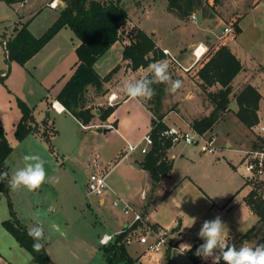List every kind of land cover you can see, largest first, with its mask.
<instances>
[{
    "label": "rangeland",
    "instance_id": "1",
    "mask_svg": "<svg viewBox=\"0 0 264 264\" xmlns=\"http://www.w3.org/2000/svg\"><path fill=\"white\" fill-rule=\"evenodd\" d=\"M40 1L42 0H27L25 6H22L18 4L20 0H14L13 2H17L18 5L12 7L11 1L0 0V35L3 36L1 40L13 35L14 28L21 25V14H27L30 10H34L33 8L42 6ZM144 2H153V0H121V4L131 14V18L129 17L123 29L122 38L127 40L128 37L131 41L139 30H143L137 24H133L138 18L137 21L140 20L143 28L151 32L157 31L156 40H162L166 44L171 43V48H160L166 55V59L171 58L180 67V70H177L169 64L168 71L172 80L183 81V87L173 94L169 91L170 85L167 84L161 111L166 117H163V121L165 119L168 125H176L187 130L188 125H194L196 120L209 115L214 107L207 93L200 86L194 72L195 68L187 71L181 66L190 67L193 64H189L179 51V47H185V51L189 50L185 38L190 37L192 30L187 27V32L181 37L183 42L177 43L178 33L170 35L167 34V30L179 22L168 13L165 4L152 3L149 8H153L148 13H141L143 11L139 3L144 6ZM196 12L198 24H205L204 27L212 26L215 33L222 36L221 41L214 45L207 40L209 36L203 37L210 46L209 49L221 42L228 43L227 45L233 44L244 68L233 84L235 93L230 98L229 109L221 112L220 119L213 130L206 132L207 136L215 138L217 151L214 154L202 153L199 146L187 143H179L174 149L177 158L172 178L163 181V189L157 192V206L151 211V217L162 224L161 228L166 229L169 243L156 254L145 252L144 244H139L140 248L135 247V250H132L134 247L132 245L131 252L140 255L142 264H195L188 256V251L181 254L179 250L182 249L179 248L185 243L193 247L200 239L197 233L202 223L205 220L215 219L217 215L227 225L228 237H231L228 239L229 244H234L237 248L242 244L254 246L264 239L262 232L259 239L240 240L242 231L238 229L246 228L250 224V221L241 222H244L246 218L252 219L249 217L244 200L250 191L251 184L245 183L249 173L245 164L240 163V159L244 150L251 149L252 142L260 132L257 125L254 128L246 127L234 113L236 94L247 82L260 85L261 93L264 95V0L257 2L224 0L223 4L216 9L208 10L206 15L200 10ZM185 21L188 25L197 24L193 23L191 18ZM234 21L239 22L242 31L236 34L233 28V32L226 35L224 27H233ZM196 27L195 36L197 37L201 32L200 28ZM212 36L214 35L210 37ZM165 48L171 51L181 65L164 52ZM57 50V44H52L46 55H53L54 59L57 53L53 51ZM118 59L117 48H113L102 57L97 65L98 70L105 72L111 66L110 64H118ZM35 65V60L24 66L16 61L8 62L5 45L0 41V76L3 71H6V74L10 72L4 82L0 81V129H3L13 148L6 160L9 179L16 168L23 166L22 158L26 154H39L46 161L47 171L45 183L35 191H28L23 187L12 189L10 185L9 195L0 191V264L33 263L32 254L23 248L3 225L4 220L12 218V211L28 228L34 224V214L40 213L46 237L43 243L50 252L51 264H101L98 255L94 253L99 244V234L104 231L113 232L115 235L112 240H114L120 233L115 232L126 225V215L121 208L114 206L115 197L108 194L98 196L89 192L87 171L101 169L100 161L106 165L109 164L108 168H111L121 158L123 151H129L121 130L105 132L103 129L102 132H98V127L86 128L79 125L72 114L56 117L55 127L60 133L52 136L51 141L48 142L42 135L45 125L40 120L44 119L45 111H48L45 102L41 101L45 90L31 77L29 83H26L25 79L28 75L27 70L37 74L38 69H35ZM119 65L118 71L113 74L110 81L106 82L105 92L107 93L104 95V100L100 101L101 104L99 102L95 104L97 109L109 105L110 92L117 86H121L123 81L150 79V77L154 79L149 67H142V71L139 70L140 68L133 70L124 60ZM216 89L218 86L209 90ZM47 93L49 94V92L45 94ZM263 95L259 115L260 120L264 122ZM18 97L34 107L36 120L40 124V127L23 141H19L15 136L16 123L21 117V110L17 104ZM143 100L147 102V99ZM118 101L119 98H116L113 104ZM57 107L62 109L58 102ZM51 111L55 110L51 109ZM116 111H121L116 115L120 124L123 111L148 110L134 100L120 104ZM49 125L52 126L51 123ZM139 126L132 127L131 131L135 137L140 136V143L144 136L152 131V123L144 127H141L142 123H139ZM49 131L51 132V128ZM226 143H232V146L227 148ZM236 149H241L242 153ZM185 150H188L186 155L189 159L181 155ZM140 153L141 150H137L131 158L114 168L107 178L108 183L115 182L124 188L129 197L121 195L123 198L131 197L136 201L141 200L143 191L148 186L147 174L136 170L132 164ZM143 156H140V159ZM233 164L238 166L237 170L234 169ZM185 175L192 176L195 181L179 183ZM197 184H200L201 188ZM103 197L107 199L104 204H101L100 199ZM214 202L215 205L212 207ZM229 208H235L236 222L222 216ZM144 210L145 207L142 206L139 210L143 215V220L139 221L141 226L134 230L135 233L133 232V236L139 241L140 236L147 233V229H157L151 219H148L150 209L148 212ZM128 217V224L130 223L132 228L136 222L132 223L133 216ZM193 217L196 218V222L192 227H188ZM200 241L204 242L202 239ZM128 243L130 242H127V246H129ZM206 262L212 264L210 258Z\"/></svg>",
    "mask_w": 264,
    "mask_h": 264
},
{
    "label": "trees",
    "instance_id": "2",
    "mask_svg": "<svg viewBox=\"0 0 264 264\" xmlns=\"http://www.w3.org/2000/svg\"><path fill=\"white\" fill-rule=\"evenodd\" d=\"M12 1V0H9ZM65 4L59 8L56 20L41 35L35 36L29 28V21L21 23L14 28V34L8 39L0 41L4 43L8 62L16 61L22 66L32 59L52 38L65 27L70 28L80 40L76 47L78 63L75 70L56 96L76 119L83 125H91L97 116L92 103L96 98L104 96L105 84L110 81L113 74L118 71L120 65L115 66L106 75H101L95 68V63L123 36V29L129 21V13L121 4V0H62ZM168 9L176 13L182 19L187 20L194 12L200 10L204 14L208 10L216 9L223 0H167ZM206 15V14H205ZM235 33L242 28L238 21L233 22ZM166 55L157 45L153 35L139 30L129 44L123 49V60L133 69L147 68L150 64L165 60ZM175 65V62H172ZM243 68L240 59L232 52L231 48L221 42L211 47L209 52L196 64L195 75L200 80L201 88L207 93L214 105L212 112L195 121L193 127L200 133L212 131L219 121L221 112L229 109L230 98L233 93V80ZM9 73V72H8ZM6 76H0V81ZM150 79H153L150 77ZM165 83H153L155 95L151 99L144 100L145 105L153 113L152 135L154 144L148 153L144 154L139 162L140 167L146 169L151 177V190L154 192L164 176H168L173 168V159L169 157L168 150L173 146L171 141L159 136V131L167 128L163 121L164 114L161 111L163 96L166 92ZM219 86L215 91L209 90ZM92 90V93H90ZM262 99L260 91L252 84H247L236 95V117L248 128H254L260 122L259 109ZM17 104L21 110V118L16 125L15 136L19 141L25 140L35 132L40 124L36 120L34 107L18 97ZM118 103L98 108L101 113L99 118L106 121L116 110ZM52 124L50 126L49 124ZM45 129L42 133L49 142L52 136L58 134L54 126L50 111L42 120ZM154 126V127H153ZM51 128V132L49 131ZM253 149H264V134H259L252 142ZM13 148L9 144L3 129H0V172L9 170L6 160ZM247 183L252 189L245 201L251 208L257 221L242 233L240 240L259 239L260 233H264V176L247 178ZM9 176L0 181V191L9 195ZM4 227L16 238L18 243L33 256L32 264H50V257L44 244L40 252L33 250V240L28 236V227L24 225L12 211V218L3 221ZM140 226L137 221L135 226L126 227L118 236L108 244L101 245L100 250L107 264H137L138 258H134L128 251L127 238ZM133 229V230H132ZM259 243H264V239ZM202 244L196 242L188 256L195 264H204L203 259L194 255L196 248ZM223 264V262H221Z\"/></svg>",
    "mask_w": 264,
    "mask_h": 264
},
{
    "label": "crops",
    "instance_id": "3",
    "mask_svg": "<svg viewBox=\"0 0 264 264\" xmlns=\"http://www.w3.org/2000/svg\"><path fill=\"white\" fill-rule=\"evenodd\" d=\"M13 1H11L12 2V7H15L18 4L22 5V6H25L27 0H20L21 2L18 3V4H17V2H13ZM51 1H53V0H42V1L39 2V3H42V6H39V8H33L34 10H30L27 14H21L22 16H21V19H20V23L29 21V28H30V30L32 31V33L35 36H41L49 28V26L52 25V23L57 18L59 8L64 6V4H65L62 0H55L57 2V7H51L49 5V2H51ZM254 1L257 2L259 0H254ZM157 2H162V4H165V8L167 9L168 13L171 16H173V18L176 21L179 22V23H176V25L174 24L171 29L167 30L168 31L167 34H170V35H176V33H178L177 40L178 39L179 40L178 41L176 40L177 43H182L183 42L181 40V37H183V35L187 32V29H186L187 27L190 28V30H192V32L190 34V37L185 38L186 42H188L189 50L185 51V47H181V48L179 47L180 53L182 54V56L185 57L184 59L189 64L194 63L195 56L193 54V50L199 43H203L204 45L208 46V44L205 42L203 37L209 36L207 38V40L209 42H211L212 45H214L216 42L221 41V37L222 36H220V34L215 33L214 27H212V26L204 27L205 24L204 25L198 24V18H197L198 14H197V12H194V14H196V21H193L191 19V21L193 23H197V24L196 25H188L187 22L185 21V19H182L176 13H174V12H172V11H170L168 9L167 0H161V1L158 0ZM157 2L155 0H153V2H148V3L144 2V6H141L140 3H139V6L142 8L141 11H143L141 13H148L153 8V7L149 8V6L152 3L156 5ZM223 2H224V0H223ZM223 2H222V4H223ZM129 17L131 18V14L130 13H129ZM137 19H135L133 24H137L141 29H143V30L147 31L149 34L153 35L155 40H156L157 31L153 30L154 32H151L150 30H147V29L143 28V26L141 25L140 20L137 21ZM196 26H198L200 28V32H201V33H199V35L197 37L195 36V32H196V28H197ZM224 29H225V27H224ZM178 31H180V33ZM228 34H230V33H228ZM211 35H214V36L210 37ZM128 39H129L128 37H127V40H124L123 38H121V40L117 41L105 54H103L98 59V61L95 63V68L101 75H103V76L106 75L111 69H113L115 66L119 65L123 61V49H124V46L126 44L130 43V40H128ZM156 42H157V45L159 47H169V48H171V43L170 42H169V44H166L162 40H158V39L156 40ZM79 43H80V40L75 36L74 32L70 28L65 27V28L61 29L59 31V33L57 35H55L52 38V40H50L32 59H30L28 61V62H30V61L33 62L35 60V62H36L35 69L36 70L38 69V72H37V74L36 73L33 74L32 72L27 70V74L28 75L25 77L26 83L27 82L29 83L31 78H32L33 80L36 81V83H38L45 90V93L49 92V94L48 93L47 94H45V93L42 94L43 96L41 97V101L45 102L46 110L50 111V118H51L54 126H55V121H57V118H56L57 116H60V115H63V114H70L71 115V113L66 110L65 106L59 100L56 99V96L62 90V88L67 83V81L70 79V77L72 76V74H73V72L75 70V67H76V65L78 63V56H77V53H76V47L79 45ZM52 44H57V48H58L57 51H53V52L57 53L56 54V58H54V59L52 57L53 55H50V56L46 55L47 50L50 48V46H52ZM228 46L231 48L232 52L240 59V56H239V54H237L236 50L234 49L233 44L228 45ZM209 47L210 46H208V48ZM113 48H117V52H118V55H119L118 64L115 65V64L112 63V64H110L111 66H109V68H107V70L105 72H103L104 70L99 71L97 65L100 63V60L102 59L103 56L108 54ZM48 54H50V53H48ZM53 54H55V53H53ZM166 60L168 61V63L170 65H173L177 70H180V67H178V65L176 63H175V65H174V63H172L174 61H172L169 58L166 59ZM28 62L26 64H28ZM125 62L127 63V61H125ZM195 65H196V63L191 68V70L195 68ZM9 75H10V72L6 74V71H3V73H2V76H6V78H8ZM239 75H240V73L233 80V82H232L233 84H234L235 80L238 78ZM197 79H198V77H197ZM198 81L200 83L199 79H198ZM247 84H252V83L247 82ZM252 85H254L261 93L260 85L259 86L255 85V84H252ZM245 86L241 87L239 89L238 93ZM90 93H92V91H90ZM113 93H115L117 98H119V101L117 102L118 106L120 104L130 103V102L136 100L138 105L143 106L148 111H123V113H121L122 114V118H121V123L120 124L118 123V119H117L116 115H117V113L120 114L121 111H116V110L108 117V119L106 121L101 120L99 118V115L97 114V116L93 119L91 125H89V126H85V125L81 124L77 119H76V122L79 125H82L83 127H86V128L87 127H91V128L98 127V128H100V130L97 129L98 132H102L103 129H108L107 132L108 131H117L118 132V130H121V133H122L123 138L125 140L126 148L128 149V144L129 143H132V144L139 143V141L141 139L140 136L139 137H135V135H133V133L131 131V128L132 127H136V126L140 127L139 123H142L141 127H144V125L148 126L149 123L151 124L152 123V118H153V113L145 105V102H144V100L142 98H140V99H132V98L128 97L126 95L125 91L123 90L122 85L121 86H117L115 89H113L110 92V95L113 94ZM234 93H235V86L233 85V93H232V95ZM261 94L263 95V93H261ZM102 100H104V96H100V97L96 98V100L92 103V105H94V108L96 110H97V108L95 107V104H97L98 102H99V104H101L100 101H102ZM57 102L60 103L61 106H62V109H60L58 107L61 111H57L56 108L54 107V105L57 106L56 105ZM262 102H263V97L261 99L259 112L261 110ZM109 105H110V103H109ZM51 109H53L55 111H51ZM21 115H22V113H21ZM72 116H74V115L72 114ZM164 118H166V117H164ZM40 120H43V119H40ZM164 122L167 123V121L165 119H164ZM262 122L263 121L260 120L259 123H262ZM57 130H58V133H60L59 129H57ZM178 144L179 143L174 144L172 146V148H170L168 150L169 157L172 158L173 161H174L173 168H174V165H175V160L177 158V155L174 153V149L177 147ZM231 146H232V143H226V147L227 148H230ZM251 148H252V144H251ZM236 150H239V152L242 153L241 149H236ZM187 151L188 150H185V152L181 153L182 157L185 158V159H189V157L186 155ZM202 153H204V152H202ZM134 154H135V152L130 153V152H127L126 150L123 151L121 158L111 168H108L109 164L106 165V163H103V162L100 161L99 165L101 166V169L96 170V171L105 174L107 176V178H108V176L114 171V168H116L120 164L124 163L127 159L131 158ZM140 156H143V153H140L139 156L135 157V159L133 160L132 164L136 168V170L143 171V172H145L147 174V176H148L147 177L148 186H147L146 189H144L140 201H136L135 199H133L131 197H130V199H127V200L130 201L138 210H140L142 208V206L145 207V210H144L145 212H148L149 209H150L148 219H151V221L155 224L154 226H156L157 228H161V227H163L162 224L158 220H154L151 217V211H153L156 208V206H157V192L160 189H163V186H162L163 181H165V179L172 178L173 168H172L171 173L168 176H164L161 179V181L159 182V185L156 188V190L154 192H152V190H151V185H152L151 177H150L149 172L146 169L140 167L139 162L144 157L143 156L142 159H140ZM243 157H244V154L242 155V157L240 159V163H243L241 161L243 159ZM103 167H104V169H103ZM233 167H234L235 170L238 169V166L235 165V164H233ZM87 172L89 174L90 170H88ZM88 174H87V177H88ZM188 180L195 181V179L192 176L185 175V176H183L181 178L179 183H184V182H186ZM245 183H247V178H246ZM197 186L200 187V184H197ZM251 189H252V186L250 185V191H251ZM249 192H248V194H249ZM105 194H108L109 196H113L115 198L117 196L123 197L121 195H124L125 197L126 196L129 197V195L126 193V191H124V188L120 187L115 182L109 183V189L107 190V192ZM106 199L107 198H105V197L100 199L101 204H104L106 202ZM214 205H215V202L212 204V207ZM246 208H247V210L249 212V217H251L252 219L249 220V218H246V220L244 222H241V223H245L246 221H250V224L246 228L242 229L243 230L242 233H244L249 227L253 226L255 224V222L257 221V217L253 214V212H252L251 208L249 207V205L247 204V202H246ZM222 216L224 218L226 217V219H229L230 221H234L235 220V222H236V219H237L235 208H229L226 211V213L223 214ZM253 218H254V220H253ZM128 222H129V217L126 215V225H124V227L121 228L120 230H117L115 233L117 234V233L121 232L124 228L130 227V226H128L129 225ZM179 229H180V227H179ZM134 233L131 232V234L129 236L132 240H131L130 243H128L129 244V246H127L128 247V251L134 258H138V263L137 264H142V261L140 260V255L133 254L131 252V250H130V247L132 245H134L132 250H135V247L140 248L138 246L139 244H144V243L140 242L138 239L137 240L135 239V236H133ZM104 234H113V235H115L113 232L104 231L103 233H100L99 236H98L99 237V244H98V247L95 248V252L94 253L96 255H98V258L101 260V264H107L105 259H104V257H103V255L101 257V252H100L101 251L100 250V247H101L100 238ZM228 239H231V237H228ZM198 241H200V239H198L197 242ZM144 245L145 246L143 247V250L145 252H147V246H146V244H144ZM48 254H49V257H50V252L49 251H48ZM51 263H52V260H51V257H50V264Z\"/></svg>",
    "mask_w": 264,
    "mask_h": 264
},
{
    "label": "clouds",
    "instance_id": "4",
    "mask_svg": "<svg viewBox=\"0 0 264 264\" xmlns=\"http://www.w3.org/2000/svg\"><path fill=\"white\" fill-rule=\"evenodd\" d=\"M203 47V45H201ZM154 79L143 78L136 80H125L122 82L123 90L126 95L132 99H151L155 95L153 83L169 84V91L176 93L183 87L182 80H172L169 74V63L167 60L156 61L149 65ZM140 71L143 70L141 67ZM23 166L16 168L9 185L12 189L26 188L28 191H35L40 188L47 179L45 169L46 161L39 154H26L23 156ZM7 171L0 172V181L8 178ZM58 182V181H57ZM34 224L28 228L27 234L33 240V250L40 252L43 247V241L46 239L43 221L40 219V213L33 216ZM192 222L188 227H192L196 218H191ZM58 230V229H57ZM239 231H243L241 228ZM229 230L227 225L217 215L215 219L205 220L197 235L204 242L200 244L194 255L201 259L212 261V264H264V243H257L254 246L242 244L237 248L234 244L228 243ZM179 250L181 254L191 251V244H181Z\"/></svg>",
    "mask_w": 264,
    "mask_h": 264
},
{
    "label": "built area",
    "instance_id": "5",
    "mask_svg": "<svg viewBox=\"0 0 264 264\" xmlns=\"http://www.w3.org/2000/svg\"><path fill=\"white\" fill-rule=\"evenodd\" d=\"M51 7H57V2L55 0L49 2ZM191 19L196 21V14H193ZM225 34L232 33L233 27H225L224 29ZM6 43V42H4ZM203 45V47H201ZM202 50L198 52L200 49ZM208 46L204 45L203 43H199L193 50V54L195 56L194 63L190 67H186L180 64L177 58L171 53L168 48L164 49V52L169 54L178 64H180L185 70H190L194 64L198 63L208 52ZM171 59V58H169ZM173 61V60H172ZM117 98L116 94L113 93L109 95V103L113 105V101ZM55 104V103H54ZM57 111H61L57 106L54 105ZM167 128L159 131V136L161 138L169 139L172 145L177 143H187L194 146H199L200 151L204 153L214 154L218 146L216 144L215 138H211L206 135V133H200L197 131L193 125H188L189 128L187 130H183L181 127L176 125H168ZM154 127V126H153ZM257 128L261 134H264V122L259 123ZM154 144V137L152 135V131L144 136L140 143H129L128 144V151L130 153L136 152L137 150H141V153L146 154L149 152L151 147ZM245 166L246 170L249 173V178H257L264 176V149H248L244 150V157L242 161ZM88 190L89 192L96 194L98 196H103L109 189V183L107 180V176L103 173L98 171H90L88 174ZM113 204L116 207L121 208L123 213L127 216H133L135 223L137 221L143 220L142 213L127 199L117 196L113 200ZM131 224L129 223L128 226ZM167 231L164 228H157V229H147V233L140 236V242L147 245V251L151 253H160L161 248L164 245H168L169 240L167 239ZM113 234H104L100 238L101 244H108L112 239ZM152 237V238H151ZM131 238H127V242H131ZM204 261V259H203ZM207 264L206 260L204 261Z\"/></svg>",
    "mask_w": 264,
    "mask_h": 264
},
{
    "label": "water",
    "instance_id": "6",
    "mask_svg": "<svg viewBox=\"0 0 264 264\" xmlns=\"http://www.w3.org/2000/svg\"><path fill=\"white\" fill-rule=\"evenodd\" d=\"M96 113H97L98 115H100L101 111H100L99 109H97ZM98 130H100V128H99ZM107 130H108V129H104L105 132H107Z\"/></svg>",
    "mask_w": 264,
    "mask_h": 264
},
{
    "label": "bare ground",
    "instance_id": "7",
    "mask_svg": "<svg viewBox=\"0 0 264 264\" xmlns=\"http://www.w3.org/2000/svg\"><path fill=\"white\" fill-rule=\"evenodd\" d=\"M201 50H202V48L198 52H200ZM56 105H57V103H56Z\"/></svg>",
    "mask_w": 264,
    "mask_h": 264
}]
</instances>
